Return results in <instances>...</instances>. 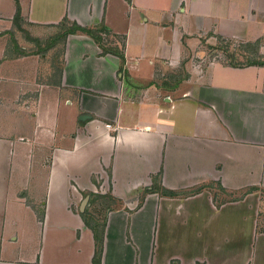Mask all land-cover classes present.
<instances>
[{"label": "crops", "instance_id": "obj_1", "mask_svg": "<svg viewBox=\"0 0 264 264\" xmlns=\"http://www.w3.org/2000/svg\"><path fill=\"white\" fill-rule=\"evenodd\" d=\"M17 2L18 27L0 0V264H92L101 211V264H264V64L202 62L217 39L264 62V0Z\"/></svg>", "mask_w": 264, "mask_h": 264}, {"label": "rangeland", "instance_id": "obj_2", "mask_svg": "<svg viewBox=\"0 0 264 264\" xmlns=\"http://www.w3.org/2000/svg\"><path fill=\"white\" fill-rule=\"evenodd\" d=\"M11 32H13V34L18 36L20 40L19 42L22 43L23 47H25L29 51L33 49V48L31 49V44L27 43L28 41L25 40L26 38L23 32L16 31L13 27L11 28ZM27 34L29 33L27 32ZM215 43H216L215 40H212L211 44L214 45ZM29 46H30V49H29ZM213 47L214 48H211V49L210 48L205 49V56L203 58L204 60L202 61L203 63H208L214 59H221V60L226 61L229 64L240 65V66L247 65L246 63L248 61L260 62L259 60L256 59L257 52L254 46H249V45L238 46L237 43L233 44L227 41L225 42V41H221L217 39V43ZM7 48L11 49V45L8 44ZM54 57L57 59V55H55ZM194 62L197 63L200 61L195 59ZM185 77H186V73L179 74L180 82L183 81ZM258 196H260L261 203H262L260 206L261 208L260 210V229L264 230V191L259 192ZM102 219H103V211L99 212L97 215V221H99V223L102 221ZM260 244H261V240L259 241V245ZM30 250H31V247H29L25 251L28 252Z\"/></svg>", "mask_w": 264, "mask_h": 264}, {"label": "trees", "instance_id": "obj_3", "mask_svg": "<svg viewBox=\"0 0 264 264\" xmlns=\"http://www.w3.org/2000/svg\"><path fill=\"white\" fill-rule=\"evenodd\" d=\"M15 2H16L15 3L16 4V10H15V14L13 17V24H14V26L18 27V22L20 21V10L18 7L17 0H15ZM102 30L103 29H99V28L98 29H85V28H81L79 26L73 25L72 27H70L66 31V34L82 33L84 35H87L95 41V43L100 47V49L103 51V53L116 55L123 62L124 56L122 53L113 51V50L105 47L103 37L101 35L103 33ZM246 64H247V66L253 65V64L263 65L264 62H262V61H260V62L248 61ZM234 66H236V65H234ZM154 190H156V189L152 187L151 189H146L145 192H153ZM157 190H159V188ZM159 191L162 193V195H166V196H172L173 195L172 192H168V191H165L163 189H161ZM105 205H107V204H105ZM107 208L108 207H106V209ZM92 223H94L95 226L90 225L89 222L86 221V224H88V227L91 229V231L93 233V238H94V243H95V251H94L93 258H92V264H101L104 220L100 223H99V221L94 220Z\"/></svg>", "mask_w": 264, "mask_h": 264}, {"label": "water", "instance_id": "obj_4", "mask_svg": "<svg viewBox=\"0 0 264 264\" xmlns=\"http://www.w3.org/2000/svg\"><path fill=\"white\" fill-rule=\"evenodd\" d=\"M87 118H88V117H87ZM87 201H88V198H85V199L83 200L82 207H85V206H86Z\"/></svg>", "mask_w": 264, "mask_h": 264}]
</instances>
